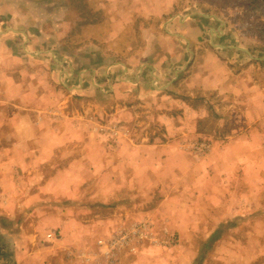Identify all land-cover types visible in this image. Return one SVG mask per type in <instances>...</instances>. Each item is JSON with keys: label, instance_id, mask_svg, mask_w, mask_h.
I'll return each instance as SVG.
<instances>
[{"label": "rangeland", "instance_id": "374dc122", "mask_svg": "<svg viewBox=\"0 0 264 264\" xmlns=\"http://www.w3.org/2000/svg\"><path fill=\"white\" fill-rule=\"evenodd\" d=\"M171 1L174 6L169 15L151 18L145 17L147 15H144L143 10L148 7L146 4L149 0H0V165L8 166V170L15 173L11 175L7 169L6 172L0 170V189L12 188L15 183L19 189L26 190V183L35 174L28 169L35 160L38 166L35 168H40L37 176L44 181L74 162L81 170L90 168L94 181L114 178L116 172L132 162L130 157L133 156V149L140 153L134 155L137 159L133 162H139L138 166L153 165L158 169L155 171V193L152 191L150 194H153L150 197L153 200L162 199L165 195L161 190L169 188V185L188 186V189L196 190L209 187L213 182H223L215 170L214 162L219 160L209 157V153L212 146L220 145L235 127L236 121L230 119L223 123V117L219 115L222 112H216V105L233 99L216 96L218 89L216 93L214 89H196L197 86L192 92L187 90L193 84L186 81L185 73L192 72L194 61L193 48L187 40L186 57L189 61L181 70L184 79L174 84L182 91L171 90L167 94L182 99L184 106L180 107L174 101L168 102V99L163 100L162 95L161 99L156 98L160 104L166 103L164 110L173 118L171 128L166 127L162 110H152L147 106L146 101L152 102L153 97L148 93L139 96L137 86L129 89L126 85H120L118 90L115 88L112 91V85L103 84V91L96 86L94 94L77 95L68 90L73 81L59 79L60 70H68L65 52L77 46L89 47L93 56H88L86 66L89 70L103 68L99 71L101 76L105 66L124 61L130 52L140 50L154 33L167 30L177 35L176 30L183 28L179 21L184 23L197 16L200 25L204 26L200 40H205L203 45L206 49L212 40L215 46L231 49L229 55L225 54V59L233 55L245 62L242 68L232 64V61L225 63L233 73L244 72L245 88L252 91L249 92L251 96L239 97L233 92H230V96L239 98L236 104H259L258 99L264 98V95L257 97L256 94L259 88L264 94V0H158V4L162 2L169 5ZM118 20H124L125 28L121 30L124 36L120 33ZM154 26V30L146 29ZM208 26L212 28L211 31H208ZM244 49L249 52H246L247 55L241 51ZM58 61L63 63L59 64ZM79 70L77 68L76 72ZM98 83L102 84V81ZM165 83L153 82L160 91L164 89ZM211 92L213 95L210 96ZM210 101H215V107ZM192 107L195 111L186 113V109ZM186 114L193 118L187 128L183 123L180 125V118L185 121ZM202 141L210 143V151L201 153L196 149L195 145ZM153 146H158L161 154L171 150L173 156L175 152L184 155L167 160L164 156L162 161L159 155H155ZM232 150L235 155L242 152L245 156L251 155V151L242 149L241 144H233ZM262 154L261 150L253 154L256 159L255 164L251 165V180L243 172L247 167L246 162L250 160L248 157L247 160L237 159L236 173L228 179L224 178V182L233 183L235 188H247L249 182H264V177L259 173L264 168ZM154 156V161H150ZM242 192H235L237 206H240L236 208L237 212L255 210L258 208L255 202L264 200V190H246L244 193L251 199L249 205L252 207L249 209L243 204ZM139 203L141 206L146 204L138 198ZM206 210L209 211V207ZM188 225L190 232L186 239L175 232L170 244L159 241L166 263L218 264L221 261L219 258L225 260L226 256L219 252L221 241L237 236L240 226L234 221L219 225L209 221L201 230L195 229V223ZM252 225H255V229L250 226L252 238L241 236L240 239L251 242L253 247L250 249L253 252L259 249L264 252V243L261 244V235L258 234L262 224L257 221ZM51 231H57L60 235L58 239L61 238L60 232L55 229H50L47 234ZM215 234L219 235L218 239L209 243ZM142 243L144 241L138 243L137 249ZM151 243L158 245V242ZM131 253L129 250L122 252L119 264L131 261L135 257ZM256 253L259 257L253 264H264V253ZM233 261L240 264L236 259ZM141 262L148 264L149 260L141 256Z\"/></svg>", "mask_w": 264, "mask_h": 264}, {"label": "crops", "instance_id": "0c3cea01", "mask_svg": "<svg viewBox=\"0 0 264 264\" xmlns=\"http://www.w3.org/2000/svg\"><path fill=\"white\" fill-rule=\"evenodd\" d=\"M146 5L148 7L143 8L144 15H147L145 17L161 18L171 13L174 2L171 1L168 5L162 2L158 4V0H149ZM121 18L125 17L121 16ZM198 19L196 16L184 23L179 21L178 23L183 28L176 30L177 35H173L167 30L159 34L154 33L155 35L145 41L140 50L130 52L124 61H115L105 66L101 76L99 71L103 68L89 70L86 66V62L89 60L88 56H93L88 50L89 47L87 45L77 46L75 49L69 50L68 53L65 52L67 54L65 58L68 56V70H60L59 79L66 78L68 81H73L68 90L71 94L77 95L94 94L96 86L103 91V84L112 85V91L115 88L118 90L120 85H126L129 89H134L137 86V89L140 90L139 96L148 93L147 95L153 97L152 102L146 101L147 106L152 110H162L165 125L167 128H171V119L173 118L169 117L164 110L166 103L160 104L156 98L161 99L162 95L163 100L168 99V102L174 101L180 107L184 106L181 102L182 99L172 98L167 94L171 90L182 91V88L177 89L174 84L178 80L184 79L181 70L187 66L189 61L186 57L188 47L185 45V40H187L193 48L191 52H194L193 70L185 73L186 81L193 84L190 88L191 91L189 88L187 90L192 92L194 86H197L196 89L210 91L214 89V93H216L215 90L218 89L216 96H229L230 99H233V101L229 100L216 105L218 109L216 112L219 110L222 112L219 115L223 117V123L230 119L236 121L231 134L226 136L220 145L212 146L209 153V157L219 160L214 162L216 174L224 182V178L228 179L236 173L237 163L235 162L237 159L247 160L250 157L243 172L251 180V169H253L251 165L255 164L256 159L253 154L256 150L258 153L261 150L264 158V98H259V104L254 106L236 104V99L239 98L237 96H233V98L230 96V92L237 93L236 95L240 97L242 95L251 96L249 92L252 91L245 88L244 72L233 73L228 69L226 63L232 61V64L242 68L245 62L242 61V58L237 60L233 55L225 59V54L230 53L231 49L225 46H215L212 40L209 48L206 49L203 45L205 40H200L201 34H204V26L200 25ZM204 22L208 21L204 20ZM123 23L124 20L117 21L120 31L125 28ZM155 26L146 29L154 30ZM211 30L212 28L209 27L208 31ZM122 31L120 33L124 36L125 33ZM241 51L247 55L245 50ZM58 63L62 64L63 62L58 61ZM77 68H80L78 72H76ZM113 71L115 74H112ZM177 72L180 73L177 74ZM173 74L174 76H172ZM100 80L102 84L98 83ZM153 82L166 83L163 85L164 89L160 91ZM256 94L257 97L264 95L260 92V88ZM260 100H262L261 103ZM214 102L210 101L215 107ZM194 111V107L186 109V113ZM184 119L185 121L180 118L181 123H179L180 125L185 124L187 128L193 118L186 114ZM233 144H241L242 149L251 151V155L245 156L244 152L235 155L232 150ZM153 147L155 155H159L160 159L164 156L166 160L176 159L184 155L182 152H175V156H173L171 150H166L161 154L158 146ZM132 153L133 156L130 157L132 162L123 167L121 171L116 172L114 178H100L101 184L93 180L95 178H93L94 174L90 168L81 170L75 165V162L64 170L56 171L44 181L37 176L40 168H35L38 167L37 162L33 161L31 164L33 166L28 171L31 173L34 171L35 174L31 181L26 183V190L19 189L15 183L12 184V188L0 189V264H94V262H85L79 254L81 252L94 253L99 249L97 245L99 239L111 237L122 228H130L133 223L150 218L156 235L175 236V232H177L180 236L182 235L183 239H186L190 232L189 223H195L197 230L203 229L204 224L209 221L217 225L230 223V221L240 224L237 236L230 237L231 240L228 238L221 241L219 252L226 256L225 260L219 258L221 261L218 264H235L233 259L238 260L240 264H253L259 257L256 251L260 254L264 253L260 252V249L253 252L250 249L253 247L251 242H243L240 239L241 236L252 238L253 232L250 226L255 229V225L252 224L260 221L262 229L258 234L261 235V244L264 243V200L258 199L255 202L257 205L255 207H258L255 210L242 213L238 209L239 212H237L236 208L240 206H237V194H235V192L243 191V204L250 209L252 207L249 205L251 199L244 192L246 190H264V182H255L258 184L249 182L247 188L245 186L235 188L234 184L229 182H224L226 184L213 182L209 184V187L196 190L188 189V186L172 187L169 185V188L161 190L165 195L162 199L153 200L150 198L153 194H150L156 186L155 171L157 172L158 169L156 170L153 165L152 167L138 166L139 162L133 161L137 159L134 155L140 153L136 149H133ZM154 158L155 156L149 160L154 161ZM162 159L164 160V158ZM160 166L161 164L159 169ZM6 169L8 170V166L0 165L1 171L6 172ZM8 172L11 175L14 173L13 170H8ZM259 173L264 177V168L260 169ZM190 193H195V195ZM138 198H140V202L146 204L143 206L140 203V205L137 204ZM148 199L150 201H147ZM149 203L151 204L148 207ZM207 203L209 205H206ZM208 207L209 211L206 210ZM245 223L248 226L245 227ZM50 229L58 230L61 238L57 241L50 240L46 236ZM213 231L214 229L211 233ZM146 240L135 252L131 251V255H135V257L131 261H125L124 264H144L141 262V256L148 258V264H171L170 262L166 263L162 257L164 255L163 247L160 244L154 245L151 241L146 242ZM259 247L262 248V245ZM174 263L178 264L176 261Z\"/></svg>", "mask_w": 264, "mask_h": 264}, {"label": "built area", "instance_id": "2783aa9c", "mask_svg": "<svg viewBox=\"0 0 264 264\" xmlns=\"http://www.w3.org/2000/svg\"><path fill=\"white\" fill-rule=\"evenodd\" d=\"M196 149L205 153L210 151L211 145L207 141H202L195 145ZM47 237L55 240L60 237L57 231H51ZM155 237V238H154ZM148 239L152 242L162 241L171 243L170 235H156L153 231V224L150 219L140 220L132 224L130 228L120 229L109 238H101L97 241L99 249L92 254L86 252L80 253L79 256L85 262H94V264H119L120 255L124 251L135 252L139 242Z\"/></svg>", "mask_w": 264, "mask_h": 264}, {"label": "trees", "instance_id": "16d2710c", "mask_svg": "<svg viewBox=\"0 0 264 264\" xmlns=\"http://www.w3.org/2000/svg\"><path fill=\"white\" fill-rule=\"evenodd\" d=\"M219 235H213L210 239H209V243L215 241L216 239H218Z\"/></svg>", "mask_w": 264, "mask_h": 264}, {"label": "water", "instance_id": "95a60500", "mask_svg": "<svg viewBox=\"0 0 264 264\" xmlns=\"http://www.w3.org/2000/svg\"><path fill=\"white\" fill-rule=\"evenodd\" d=\"M245 50V49H244ZM246 52H248L247 50H245ZM249 53V52H248Z\"/></svg>", "mask_w": 264, "mask_h": 264}]
</instances>
